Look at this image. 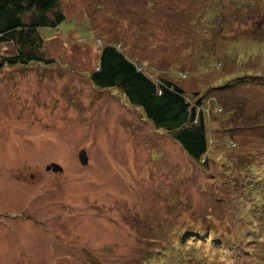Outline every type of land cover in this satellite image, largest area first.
I'll return each mask as SVG.
<instances>
[{"label": "rangeland", "instance_id": "obj_1", "mask_svg": "<svg viewBox=\"0 0 264 264\" xmlns=\"http://www.w3.org/2000/svg\"><path fill=\"white\" fill-rule=\"evenodd\" d=\"M61 1L40 29L53 64L0 69V264H264V119L237 118L264 87L226 84L264 76V0ZM106 43L201 101L204 163L91 83Z\"/></svg>", "mask_w": 264, "mask_h": 264}, {"label": "trees", "instance_id": "obj_2", "mask_svg": "<svg viewBox=\"0 0 264 264\" xmlns=\"http://www.w3.org/2000/svg\"><path fill=\"white\" fill-rule=\"evenodd\" d=\"M64 19L61 0H0V45L12 44L15 48L13 54L0 53V69L4 65L29 66L33 62L53 64L54 60L46 58L43 54L44 38L40 29L55 28ZM119 46L114 43L100 46L97 65L89 74L91 83L98 89H116L125 102L140 109L147 121L155 129L167 133L190 159L204 163L210 139L204 114L199 109L201 101H192L175 83L154 79ZM242 82L264 87V76L259 73H245L230 78L226 84L234 86ZM237 109L238 107L229 112ZM261 109L264 110V107L252 116L237 117L238 120L240 118L247 122L244 129H251L254 121L264 119ZM253 208L256 213L259 212V223H264V209L256 203ZM201 238V235L195 232L188 240L180 239L181 244L188 246L186 250H193L188 252L189 256L199 257V253L195 251L196 244L193 247L192 245L202 240ZM207 238H204L205 242L208 241Z\"/></svg>", "mask_w": 264, "mask_h": 264}, {"label": "water", "instance_id": "obj_3", "mask_svg": "<svg viewBox=\"0 0 264 264\" xmlns=\"http://www.w3.org/2000/svg\"><path fill=\"white\" fill-rule=\"evenodd\" d=\"M78 158L81 164L84 165L87 163V156L84 150H80V152L78 153ZM45 170H51L53 172H61L62 168L57 163L52 162L51 164L45 166Z\"/></svg>", "mask_w": 264, "mask_h": 264}]
</instances>
